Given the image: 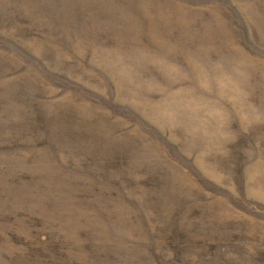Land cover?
<instances>
[{
	"label": "rangeland",
	"instance_id": "rangeland-1",
	"mask_svg": "<svg viewBox=\"0 0 264 264\" xmlns=\"http://www.w3.org/2000/svg\"><path fill=\"white\" fill-rule=\"evenodd\" d=\"M0 264H264V0H0Z\"/></svg>",
	"mask_w": 264,
	"mask_h": 264
}]
</instances>
